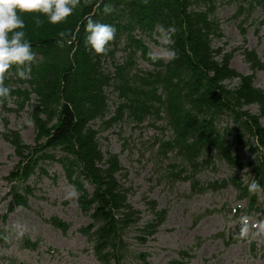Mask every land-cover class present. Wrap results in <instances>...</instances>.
<instances>
[{
	"label": "trees",
	"instance_id": "16d2710c",
	"mask_svg": "<svg viewBox=\"0 0 264 264\" xmlns=\"http://www.w3.org/2000/svg\"><path fill=\"white\" fill-rule=\"evenodd\" d=\"M224 2L237 5L233 17L239 21V32L245 38V24L257 8L264 11V0H81L70 22L66 18L47 35L26 37L36 53L31 72L22 79L13 65L3 81L12 91L0 98V103L6 108L13 100L21 111L35 96L31 119L37 140L36 147H30L17 132L4 136L20 158V165L25 164L9 177V211L27 206L34 193L27 181L36 168L43 175L42 166L59 163L78 192L81 210L92 220L84 233L93 243L96 257L102 264H121L128 254L124 233L140 222V213L129 204V190L117 179L123 173L119 157L106 156L99 140L101 133L125 120L136 127L146 122L157 127L158 122L166 121V127L158 129L174 135L169 140L157 139L154 147L163 159L169 160V155L181 158L180 164H171L176 171L171 172L174 181L188 170L193 175L199 172L207 164L200 160L209 158L215 150L235 172L251 168L254 180L262 186L257 191L264 193V92L255 87L254 75L245 76L231 68L238 49L228 52L214 46L224 38L216 17ZM106 4L113 7L111 13L103 11ZM89 16L116 27L104 54H94L85 47L84 24ZM138 31L151 41L156 42V35L168 39L172 53L169 62L153 58L143 38L136 37ZM61 32L64 37L59 35ZM58 40H63L62 47ZM122 42L123 48H119ZM120 51L124 54L122 64L117 59ZM242 53L254 74L263 70L255 51L243 49ZM108 59L115 66L114 76L103 71L102 61ZM141 60L153 69L139 68ZM111 83L122 103L114 118L104 120V88ZM253 105L258 106V115L244 110ZM225 118L233 121L234 129L219 128ZM97 120L101 126L92 127ZM234 144L249 147L254 161L246 163L234 156ZM229 182L240 199H246L252 207L256 205L257 191L249 192L238 176ZM229 182L210 187H226ZM89 186L94 187L93 193ZM151 209L155 220L145 228L149 236L166 218L165 212L156 211L155 203ZM53 224L64 232L69 229L56 219ZM24 245L37 248L29 239ZM136 257L140 264H147L146 255Z\"/></svg>",
	"mask_w": 264,
	"mask_h": 264
},
{
	"label": "rangeland",
	"instance_id": "374dc122",
	"mask_svg": "<svg viewBox=\"0 0 264 264\" xmlns=\"http://www.w3.org/2000/svg\"><path fill=\"white\" fill-rule=\"evenodd\" d=\"M226 4L221 3L216 13L224 38L220 43L214 42V46L224 47L228 52L240 48L231 62V67L243 75H251L252 71L245 62L241 47L256 51L264 65V25L259 24L264 15L260 8L256 9L245 25L247 32L244 38L239 32V21L233 17L237 6ZM21 15L25 21L26 37L47 35L60 26L59 23L51 24L47 16L40 14ZM74 16L72 13L67 17L68 22ZM156 39L159 45L150 43L151 50L155 56L168 59V51L161 47L164 41ZM235 82L231 86H234ZM255 86L264 92V70L255 74ZM9 108L15 110L17 105L11 102ZM245 109L251 114L257 115L259 112L255 105ZM30 114V106L20 112H5L0 106V220L6 213L9 202L7 194L10 184L7 177L18 167H24L19 165V159L12 146L1 134L19 132L25 144L36 146V131L33 124L29 123ZM261 122L264 125V119ZM223 123L222 126H225L227 121ZM155 137L157 134L151 128L136 129L133 125L125 123L116 125L100 139L102 152L118 155L128 175L127 178L122 175L118 178L124 188L131 190L129 203L141 212L139 227L147 226L154 218L148 208L149 201H155L159 210L168 211L164 225L145 243L139 240V237H143L140 228L125 235L132 255L148 254L150 264H176L178 261L180 264H264V250L260 249L256 257L250 251L251 243L259 247L264 246V216L248 214L246 203L237 200V194L232 188L193 193L187 181H179L173 186L166 179L167 171L159 172L156 159L151 153ZM235 153L245 162L252 160L251 154L244 148L236 147ZM47 171L48 176L40 179L33 177L30 181L37 183L38 188L36 196L30 201V208L16 210L9 216L5 231L10 240L5 243L7 246L0 240V264H11L10 260L21 264H100L93 254L92 247L80 232L90 221L78 206L76 191L67 182L59 165H50ZM231 176L233 174L229 167L216 164L215 169L201 170L195 180L201 186H206L213 182L229 180ZM242 179L247 181L249 177L242 175ZM90 191H93L92 186ZM260 203L264 210L263 197ZM238 208L240 213L237 215L235 211ZM54 217L61 218L71 225L67 233L49 223ZM198 217L201 219L196 224ZM244 217H247L246 225L242 221ZM2 228L0 223V230ZM242 228L246 229L245 235H240ZM222 233L234 242L226 245L218 237ZM23 237L40 241L38 249H23L19 245V240ZM181 251L189 252L192 258L181 259L178 254ZM126 260L127 264L136 263L132 256Z\"/></svg>",
	"mask_w": 264,
	"mask_h": 264
},
{
	"label": "clouds",
	"instance_id": "9594fccd",
	"mask_svg": "<svg viewBox=\"0 0 264 264\" xmlns=\"http://www.w3.org/2000/svg\"><path fill=\"white\" fill-rule=\"evenodd\" d=\"M80 2L81 0H0V98L9 96L12 91L3 83L5 73L15 65L17 75L22 79L27 78L36 55L32 50L31 41L26 38L25 21L21 14L43 13L51 24H58L69 17ZM113 10V7L107 4L103 9L105 13H111ZM36 19L39 23V18ZM84 29L87 50L94 54L106 53L115 37L116 27L89 16L86 18ZM59 35L64 37L65 33L61 32ZM63 43V40L57 41L61 47ZM261 187L258 181L253 180L248 185V190L256 192ZM242 221L246 225L247 217L242 218ZM245 234L246 229L242 228L240 235Z\"/></svg>",
	"mask_w": 264,
	"mask_h": 264
}]
</instances>
